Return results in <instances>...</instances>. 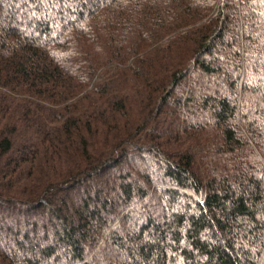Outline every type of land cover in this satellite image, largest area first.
Segmentation results:
<instances>
[{"label": "trees", "instance_id": "obj_1", "mask_svg": "<svg viewBox=\"0 0 264 264\" xmlns=\"http://www.w3.org/2000/svg\"><path fill=\"white\" fill-rule=\"evenodd\" d=\"M0 264H264V0H0Z\"/></svg>", "mask_w": 264, "mask_h": 264}, {"label": "rangeland", "instance_id": "obj_2", "mask_svg": "<svg viewBox=\"0 0 264 264\" xmlns=\"http://www.w3.org/2000/svg\"><path fill=\"white\" fill-rule=\"evenodd\" d=\"M133 162V161H132ZM135 166H134V164L133 163H130L129 165H125V167L124 168H122V170H123V172H121V174H117L116 172H114V171H112V173H111V175H112V178H117L118 176H120V175H124V173H128L132 168H134ZM125 171V172H124ZM101 182H103V183H106V184H108V185H110L111 183H112V181H111V179H109V178H106V177H104L103 178V181H101ZM94 186H95V184L94 185H90V183H87V184H82L81 186H78L77 188H76V190H75V194H76V196H71V200H69L68 201V206H69V208L71 209H73V208H79V195H77V193H84L86 190L88 191V192H91V193H93V191H94ZM97 187V186H96ZM98 188V187H97ZM99 189V188H98ZM82 190V191H81ZM70 199V198H69ZM70 214V213H69Z\"/></svg>", "mask_w": 264, "mask_h": 264}]
</instances>
